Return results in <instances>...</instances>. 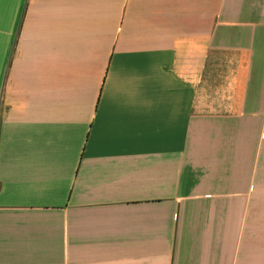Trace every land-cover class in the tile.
Returning a JSON list of instances; mask_svg holds the SVG:
<instances>
[{
    "label": "crops",
    "instance_id": "obj_1",
    "mask_svg": "<svg viewBox=\"0 0 264 264\" xmlns=\"http://www.w3.org/2000/svg\"><path fill=\"white\" fill-rule=\"evenodd\" d=\"M0 264H264V0H0Z\"/></svg>",
    "mask_w": 264,
    "mask_h": 264
}]
</instances>
